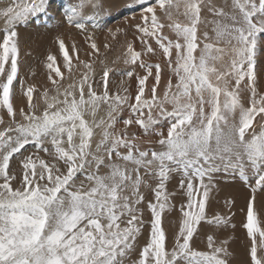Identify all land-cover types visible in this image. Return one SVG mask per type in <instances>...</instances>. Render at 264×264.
I'll return each instance as SVG.
<instances>
[{
  "label": "snow or ice",
  "instance_id": "1",
  "mask_svg": "<svg viewBox=\"0 0 264 264\" xmlns=\"http://www.w3.org/2000/svg\"><path fill=\"white\" fill-rule=\"evenodd\" d=\"M0 4V264H229L227 238L206 233L203 251L192 242L202 222L228 223L207 214L216 174L238 176L252 193L264 190V91L258 87L264 0H127L122 6L139 9L138 17L133 12L124 26L108 28L102 45L95 33L104 30L101 17L110 14L111 0H62L58 8L53 0ZM50 10L78 30L88 59L79 58L75 42L70 55L58 35L68 76L49 54L51 87L34 97L37 86H25L18 75L16 29ZM121 34L125 69L115 70L121 80L113 92L105 58L109 39ZM149 54L158 62H149ZM125 77L135 79L134 97ZM14 82L27 101L18 111ZM28 145L33 151L25 155ZM173 174L181 175L179 191L170 193ZM176 195L185 200L169 246L163 216L176 211ZM254 199L242 227L248 264H264Z\"/></svg>",
  "mask_w": 264,
  "mask_h": 264
},
{
  "label": "rangeland",
  "instance_id": "2",
  "mask_svg": "<svg viewBox=\"0 0 264 264\" xmlns=\"http://www.w3.org/2000/svg\"><path fill=\"white\" fill-rule=\"evenodd\" d=\"M127 0H111V12L110 14H106L103 17H101V20L103 24L105 25L104 30L97 31L95 33V36L98 40V42L102 45L104 42L105 35L107 33L108 28L115 29L116 27L124 26V18L126 16H130L135 12L138 17V12L139 9H133L129 10L122 5L125 4ZM54 7L58 8L62 0H53ZM0 6H3L0 4ZM4 28V20L0 18V33H2ZM17 32L18 36L21 38V42L23 45V51L20 50V63H19V77L20 79L25 81V86L27 84H33L37 86V93H34V97L38 96V93L43 91L44 87H51V83L47 80V76L49 74V70L46 68V58L49 54L54 55L57 57V66L61 68L62 73L64 74L65 77L68 76L67 70L63 69V57L59 52V47L55 43V38L59 36H63L66 44V48L69 51V54L71 55V47L73 42L77 45L78 48V55L80 59H85L87 60L88 57L85 56L84 49L86 48V45L84 44L83 37L79 34L78 30L69 27L67 24L62 23V16L60 13L50 10L48 14L39 16L38 18L33 19L27 26L21 25L17 27ZM91 30V29H89ZM66 31V32H64ZM70 31V32H69ZM167 31V30H166ZM67 34V35H64ZM70 34V35H69ZM67 36V37H65ZM78 37L80 40H73L74 38L72 37ZM19 39V38H18ZM128 39L131 40L132 36L129 34ZM124 41L125 37L123 34L119 36L118 40L112 41L109 39V43L112 44V48L107 51L106 53V58H105V64L107 67L113 69V72H110L109 74V87L111 91L115 92L119 86L121 76L115 72L116 69L124 70L125 65L123 64V58L122 54L124 51ZM153 45L154 41L152 42ZM19 39V46L20 48L22 47ZM136 47L139 50V42L136 43ZM22 51V52H21ZM101 52H104V49L101 47ZM24 53V54H23ZM23 54V55H22ZM26 54V55H25ZM150 55V54H149ZM258 56H260V53L258 51ZM151 59L149 62L156 63L158 62V58L155 56H150ZM154 57V58H152ZM76 57L73 56V63H75ZM139 68L136 69L137 72L140 74L142 73V70H138ZM94 70H95V79L100 80L102 76V66L97 62L94 65ZM130 70V69H129ZM25 72V73H24ZM54 75V73H53ZM167 77H168V72L165 70L164 73V78L161 81V84L158 88V93L162 94L163 88L165 87L167 83ZM125 79V86H129V91L132 93L133 97L136 91V83L132 85V81H134V78H124ZM174 79V78H173ZM260 80L264 81V73H261L260 75ZM259 81V79H258ZM15 83V95L13 97V104L14 108L18 111L20 107L24 106L26 107L27 101L26 98L22 96L21 93V88L20 84L18 82ZM153 83L152 78H149V81L147 82L146 86V93L148 92V89L150 88L151 84ZM131 85V86H130ZM116 89V90H115ZM134 93V94H133ZM127 112L124 113L125 116L128 115ZM7 119V117H5ZM19 119V117H17ZM118 127H122L121 124L117 125ZM2 125H0V129H2ZM159 128L164 129L166 131V122L164 120H161ZM134 131L138 130V126L134 129ZM155 137H153L154 139ZM141 147H147V145H141ZM33 151L32 145L26 146L25 150V155L28 153H31ZM41 156H43V153H40ZM20 160V156L16 155L13 157V159L10 161L12 170L16 171L17 169V162ZM179 176L181 177L180 174H173L170 177L174 176ZM217 178V181H219L221 184H225L224 187H226L227 190H225V197L226 199H223L217 195V192L215 189L212 190L210 193V203L207 207V214L211 218L214 214H219L221 216L228 218V223L226 225H221L217 227L218 230L222 229L223 232H221L222 236L226 237L232 236L233 233L236 231L234 230L235 228L238 227L237 222L243 225V223L246 221V211H247V203L250 198L254 196V210L258 214L259 220L261 221V227H264V190H257L255 193H252L251 189L246 186L243 182H241L237 177L233 178L231 174L225 175L223 172L216 174L215 179ZM218 183V182H217ZM218 183V184H220ZM233 188V189H232ZM236 190H235V189ZM239 193H238V192ZM230 194V195H229ZM234 194H238L234 196ZM241 194V195H239ZM223 200H226L223 202ZM241 200V201H240ZM244 200L247 201V203L243 202ZM258 200V201H257ZM262 202V204L260 203ZM226 203V205H225ZM228 204L230 206H233V211L228 212V210L225 212L224 207H228ZM246 204V205H245ZM240 205V206H239ZM213 207V209L210 211V207ZM218 206V207H217ZM236 206V207H235ZM239 206V208H238ZM242 206V207H241ZM215 207V208H214ZM223 207V208H222ZM241 207V208H240ZM238 208V210H237ZM180 212L179 211H174L171 213L166 212L163 216V227L166 230V234L169 237V246L171 245V235L173 231V222H175V227L176 230H178V220ZM221 212H223L221 214ZM228 212V215L226 213ZM238 212V213H237ZM172 216V217H171ZM174 217V218H173ZM146 220L150 219V214L145 213ZM172 219V221H171ZM174 219V220H173ZM238 223V224H239ZM207 226V227H203ZM215 225L209 226L202 222V225L199 227L198 232L202 230L203 234V240L202 243L206 242V233L207 234H213L214 231H211ZM227 228V229H226ZM149 231V226H145L143 230V235L139 237V240H144V242H140L141 244L146 242L145 237H147ZM209 232V233H208ZM216 234L213 235H221L219 232L216 230ZM228 232V233H227ZM227 233V234H226ZM230 233V235H229ZM226 234V235H225ZM196 236V235H195ZM195 238V237H194ZM248 242L250 243L249 239L247 238ZM194 242V240H193ZM192 246L198 250H207L206 244H204L201 249L198 246L193 245ZM232 243H236V240ZM249 248V247H248ZM249 259V256L246 257ZM230 264V258H227Z\"/></svg>",
  "mask_w": 264,
  "mask_h": 264
},
{
  "label": "bare ground",
  "instance_id": "3",
  "mask_svg": "<svg viewBox=\"0 0 264 264\" xmlns=\"http://www.w3.org/2000/svg\"><path fill=\"white\" fill-rule=\"evenodd\" d=\"M64 32H66V31H64ZM70 32V31H69ZM64 35H67V34H64ZM70 35V34H69ZM62 36V35H61ZM63 37V36H62ZM65 37H67V36H65ZM18 38L20 39V43H21V45H22V42H21V38L18 36ZM72 38H74L73 40H80V38H79V36L78 37H72ZM64 39V38H63ZM23 49V45H22V47L20 48V50H22ZM23 51V50H22ZM21 51V52H22ZM24 54V53H23ZM22 54V55H23ZM26 55V54H25ZM149 56H153L152 54H150ZM152 58H154V57H152ZM139 70V69H138ZM140 71V70H139ZM25 73V72H24ZM139 73V72H138ZM261 75V74H260ZM133 84H135V79H134V81H132V85ZM131 86V85H130ZM258 87H259V90L260 91H264V81H262V80H260V76H259V81H258ZM116 90V89H115ZM134 94V93H133ZM127 114V113H126ZM118 127V126H117ZM155 139V138H154ZM181 177H179V176H174L173 178L172 177H170L169 178V181L167 182V184H166V187H167V190L171 193V192H173V191H179V188H178V181H179V179H180ZM220 183L219 181H217V178L215 179V184H216V187L214 188L215 189V191L217 192V195L218 196H220L221 198L223 197L224 199H226L225 197H227V196H225V190L226 191H230V190H227L226 189V187H224L225 186V184H218V183ZM233 189V188H232ZM235 189V188H234ZM236 190V189H235ZM238 192V191H237ZM239 193V192H238ZM230 195V194H229ZM236 195H238V194H234V196H236ZM239 195H241V194H239ZM222 198V199H223ZM173 199V203L176 205V211H179V207H180V205H181V203L185 200V198L184 197H182L181 195H176L175 197H173L172 198ZM226 200H223V202H225ZM241 201V200H240ZM258 201V200H257ZM243 202H245V203H247V201L246 200H244ZM260 203L262 204V202L260 201ZM225 205H226V203H225ZM246 205V204H245ZM233 206L234 205H232V206H230L229 204H228V207L229 208H227V207H224V209H225V212L228 210V212H230L231 213V211H233V210H235V209H233ZM240 206V205H239ZM239 206H238V208H239ZM218 207V206H217ZM236 207V206H235ZM242 207V206H241ZM240 207V208H241ZM215 208V207H214ZM223 208V207H222ZM238 208H237V210H238ZM213 209V207L211 206L210 207V211ZM212 212V211H211ZM228 212L226 213V215H228ZM223 212H221V214H222ZM238 213V212H237ZM180 214V213H179ZM177 215H178V212H177ZM179 216V215H178ZM172 217V216H171ZM224 217H225V214H224ZM174 218V217H173ZM174 220V219H173ZM171 221H172V219H171ZM178 222V221H177ZM239 222H237V224L236 225H238V227L237 228H235L234 230L236 231V233L234 232L233 233V235L232 236H228V235H226V237H224V236H222V234H221V232H223V230L222 229H220V230H218L217 229V226H215L211 231H214L213 232V234H216L217 232H215L216 230L219 232V234H221V235H213L214 237H218L219 239H224V238H227L228 239V241H229V243H228V251H229V255H228V257L227 258H230V264H248V261H249V259L248 258H246V257H248V247H249V245H250V243L248 242V240H247V234H246V230L241 226V224L239 223ZM204 228L205 227H207V226H203ZM206 229V228H205ZM227 229V228H226ZM209 233V232H208ZM229 235H230V233H229ZM144 239H146V237L144 238ZM202 240H203V234H202V230H200L199 232H198V234L195 236V238H194V242H193V245H195V246H198V247H200V249H201V247L204 245V244H206V242L205 243H202ZM234 240H236V243H232V241L234 242ZM140 242H144V240H141ZM206 248V247H205Z\"/></svg>",
  "mask_w": 264,
  "mask_h": 264
}]
</instances>
